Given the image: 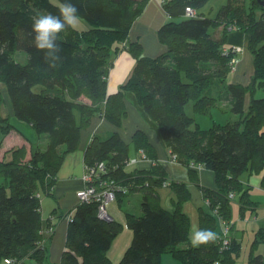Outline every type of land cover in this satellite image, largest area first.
I'll return each instance as SVG.
<instances>
[{"label":"trees","instance_id":"16d2710c","mask_svg":"<svg viewBox=\"0 0 264 264\" xmlns=\"http://www.w3.org/2000/svg\"><path fill=\"white\" fill-rule=\"evenodd\" d=\"M149 1L71 0L89 27L59 33L60 59L50 64L33 44L31 25L38 14L58 15V4L0 0V146L13 129L11 116L45 136L29 153L25 146L10 148L5 152L10 159L0 160V264H7L5 259L11 264L49 262L51 235L40 232L39 189L52 190L65 155L78 148L80 132L92 117L121 127L127 114L123 91L135 95L193 182H199L200 168L214 173L216 187L201 189L210 212L201 213L200 228L217 234L220 222L232 228L235 196L243 216L251 200L244 173H261L264 187V96L255 97L264 88V0L263 5L257 0H227L213 17L202 10L209 0H162L169 20L157 29L165 51L156 57L144 56L141 44L130 39L132 24ZM187 8L194 14L187 15ZM231 30L249 35L253 74L248 85L227 83L238 53L227 41ZM123 50L135 59L134 67L119 90L108 94L109 70ZM16 51L24 52L26 60L16 59L21 56ZM7 100L11 115L2 110ZM190 102L192 111L203 115L224 103L220 110L234 118L201 129L186 112ZM131 144L134 156L145 153L140 161H148L147 168L126 170L130 144L116 131L93 135L84 151L85 164L103 161V176L127 188L116 199L142 192L141 213L126 212L133 236L117 264H161L163 253H171L174 264H236L241 251L236 239L227 237L224 244L217 237L198 248L191 245L190 219L182 208L189 199L187 185L170 181L177 196L174 208L159 206L157 189L167 181L163 163L143 131H135ZM121 228L115 219L97 216L96 201L78 202L68 220L60 264H111L107 252ZM263 241L264 226L255 231L251 249ZM245 264H264V255L251 251Z\"/></svg>","mask_w":264,"mask_h":264},{"label":"crops","instance_id":"0c3cea01","mask_svg":"<svg viewBox=\"0 0 264 264\" xmlns=\"http://www.w3.org/2000/svg\"><path fill=\"white\" fill-rule=\"evenodd\" d=\"M168 18V15L165 13L160 4V0H150L143 12L132 24L130 39L138 41L141 44L144 56L156 57L165 51V47L159 42L157 29L163 22L169 20ZM248 40L249 35L245 32L231 30L228 33V43L232 46H239L241 48V51L237 53L234 66L229 74L233 75L232 83L248 85L251 80V76L253 74V60L250 52L247 50ZM134 64L135 59L127 50H123L117 55L108 74V94H113L119 90V86L127 79L134 67ZM123 99L127 114L122 121L121 127L114 126L105 118L100 116L92 117L88 126L84 127L80 132L78 148L65 155L57 173V179L52 190L47 191L43 187L39 189V211L41 216L40 232L47 234L48 228L51 227L52 229V232L50 233L51 238L48 241L49 262L46 264H60L61 255L65 249L68 217L71 216L77 204L76 192L84 186L82 181L85 164L84 151L91 142L92 136L95 134L102 136L112 131H116L126 144H130V156H134L136 155V152L131 144L132 136L137 130L143 131L149 143L153 147L157 158L163 163V167L167 172L168 183H170V181L183 182L189 189V199L183 204L182 208L189 216L190 228L194 224L198 226L201 225V213L210 212L207 202L203 198L201 189L204 187H216L214 173L205 168H200L197 171L199 182H193L189 178L185 167L171 159L170 151L166 148L163 140L161 139L156 123L147 116L141 107L138 106L135 95L132 92L123 91ZM248 101L249 96L246 94L245 109L247 108ZM2 110L6 115H11V107L8 100ZM10 123L13 125V129L3 138L1 142L0 160L3 158L10 159L11 156L5 154V152L10 150V148L25 146L27 152L29 153L32 148L37 145H41V143L45 140V136L42 137L41 134L38 135L29 124L23 121H19L11 116ZM149 165L148 161H139L135 164L128 165L126 170L133 171L134 169L147 168ZM243 185L245 187L252 186L250 184V177H246L243 180ZM255 185L259 187L258 191L262 194L260 197H264V187L261 185V181L259 185ZM157 194V204L159 206L168 210L174 208L177 196L175 191H173L170 186L157 189ZM249 196L252 203L249 206L243 205L244 209L242 215H244L246 209L255 213L254 211L258 207V201L253 199L254 194L251 189L249 190ZM141 197V191H133L126 195H120L119 198L115 200L116 202L119 201V208L117 206L116 210H113L112 213L108 211L107 207H109L110 203L115 202L113 201L106 205L107 211L113 219L125 225L127 211L137 214L141 213ZM236 198L237 196H235V199ZM235 199L232 203V213L234 203L236 202ZM236 204L238 205V209H240V201L236 202ZM125 205L126 208H124ZM111 207H113V205ZM122 212L125 215H123ZM239 213L241 215V209ZM233 219L231 221L233 223V227L231 229L233 230L236 228V230H238L239 227L237 225L241 222H235ZM263 226L264 225L259 226L258 228ZM219 229L220 227L218 223L217 231ZM255 231L256 228L254 229V234ZM233 236H235V239L241 244L236 234ZM121 253L118 256L119 259L122 255ZM108 256L112 264H115L118 260V258L113 260L112 256ZM165 260H167V262L171 261V259ZM161 264H163V260L161 261Z\"/></svg>","mask_w":264,"mask_h":264},{"label":"rangeland","instance_id":"374dc122","mask_svg":"<svg viewBox=\"0 0 264 264\" xmlns=\"http://www.w3.org/2000/svg\"><path fill=\"white\" fill-rule=\"evenodd\" d=\"M226 1L227 0H209L207 2V5L202 10L204 13H206L207 16L213 17L214 15H216L219 8L226 3ZM248 1L249 0H245V4H247ZM51 2L58 4V5L60 4L59 0H51ZM88 27H89V24L85 20L80 18V22L76 28L82 30V29H86ZM210 31L213 32L212 29H210ZM16 53L21 55V56L16 55V57H15L16 59L23 57V60H26V55L24 54V52H22V51L17 52L16 51L15 54ZM232 79H233V75L231 74L227 78V83L232 82ZM38 87L39 86H36L35 89H37ZM263 96H264V88L262 90L256 91L255 97H263ZM137 104L139 107H141L138 102H137ZM220 104L221 105L217 104L216 106L212 107L210 109L209 113L203 115V114H195L192 111V106H191V102H190L188 104V106L186 107V112L190 116H193L195 118V123H197L201 129H207V128H210L213 125V123L223 124V123L227 122L228 120L234 118V115L230 111H224V112L221 111L220 106H223L224 103H220ZM41 135H42V137H44V134H41ZM246 176L250 177V184L252 186H250L249 188L252 190V193L254 194L253 199L258 201V207L254 211L255 213H253L249 209H246L244 215L241 217L240 213H239L240 209H238V205L236 204V202H239V198L237 197L235 199L236 202L234 203V206H233L232 219L234 218L233 220L235 222H238V221L241 222V223H239V225H237L239 227V229H241V230H239V229L236 230V228L232 230L231 228H229L228 232L226 233V239H228L227 237H229L230 240H234L236 237L233 235L236 234L237 238L241 242V247H240L241 251H240V255L237 258V264H245L246 260L249 256V253L251 251L254 254L261 253L264 255V241L258 243L253 248V250L251 249V244H252V241L254 239V229L256 228V230H257V228L259 226L264 225V197L263 196L260 197L262 194L258 191L259 187L255 185V184H258V185L260 184L261 173H253L251 175H248V172H247V173H244L242 175V179H245ZM1 181H2V178H0V182ZM252 187H254V188H252ZM111 202H113V201H111ZM251 202H252V200H250V202H248L245 206H249L251 204ZM118 204H119V201L118 202L115 201L113 203H110L109 207H107L108 211L110 213H112L113 210H116L117 206L119 208ZM112 205H113V207H111ZM124 208H126V205L124 206ZM123 215H125V214L123 213ZM132 236H133L132 230L129 229V227L127 226L126 218H125V225L122 224L121 230L114 237V239L111 243V246L107 252V255L112 256V259L116 260L119 256V254L121 252L123 253L125 251V249L128 247V245L131 243L130 241L132 240ZM161 257H162L161 261L163 260V264H174L175 263L174 258H173L171 253H163L161 255ZM165 259H171V261L167 262V260H165ZM118 260H119V258H118ZM118 260L116 261L115 264L118 263Z\"/></svg>","mask_w":264,"mask_h":264},{"label":"clouds","instance_id":"9594fccd","mask_svg":"<svg viewBox=\"0 0 264 264\" xmlns=\"http://www.w3.org/2000/svg\"><path fill=\"white\" fill-rule=\"evenodd\" d=\"M58 15L52 13L38 14L32 18L33 44L37 50L43 51L45 60L54 64L60 59L61 47L58 44L59 33L66 29H75L80 22L79 10L71 0H61L57 6ZM189 240L193 247L209 244L217 239L212 229H202L192 225Z\"/></svg>","mask_w":264,"mask_h":264},{"label":"built area","instance_id":"2783aa9c","mask_svg":"<svg viewBox=\"0 0 264 264\" xmlns=\"http://www.w3.org/2000/svg\"><path fill=\"white\" fill-rule=\"evenodd\" d=\"M162 0H160V3ZM187 15H193L194 11L191 8L186 9ZM233 50L237 52L241 51L239 46H233ZM145 157V153L143 151L139 152L138 156H132L128 160V165L135 164L142 160ZM171 159L176 161V156L171 155ZM107 171L106 165L103 161L96 162L94 164H84V172L82 175V181L84 186L76 192V200L77 202H89L96 201L97 202V216L105 221L112 220V217L107 211L106 205L116 200V196L118 192L126 193L127 188L122 186L119 183H116L114 180L106 179L103 176V173ZM169 185L168 181L163 182L162 187H167ZM229 197H233L231 193ZM70 217H68V220ZM48 235L52 232L51 227L48 228ZM226 233L224 232L221 235L217 234V237L222 240L225 244L227 242ZM5 263L11 264V259H5Z\"/></svg>","mask_w":264,"mask_h":264},{"label":"bare ground","instance_id":"6f19581e","mask_svg":"<svg viewBox=\"0 0 264 264\" xmlns=\"http://www.w3.org/2000/svg\"><path fill=\"white\" fill-rule=\"evenodd\" d=\"M76 203H78L77 202V200H76ZM220 232H219V234L221 235L222 233H224V232H228V230H229V226L225 223V222H220ZM222 241V240H221Z\"/></svg>","mask_w":264,"mask_h":264},{"label":"water","instance_id":"95a60500","mask_svg":"<svg viewBox=\"0 0 264 264\" xmlns=\"http://www.w3.org/2000/svg\"><path fill=\"white\" fill-rule=\"evenodd\" d=\"M259 2L260 5H263V1L262 0H257Z\"/></svg>","mask_w":264,"mask_h":264}]
</instances>
